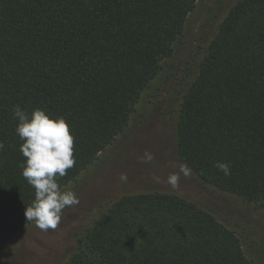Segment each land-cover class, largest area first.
I'll use <instances>...</instances> for the list:
<instances>
[{
	"label": "trees",
	"instance_id": "obj_1",
	"mask_svg": "<svg viewBox=\"0 0 264 264\" xmlns=\"http://www.w3.org/2000/svg\"><path fill=\"white\" fill-rule=\"evenodd\" d=\"M198 1L0 0V252L35 198L13 107L68 123L62 188L125 128ZM176 151L201 183L264 205V0H237L217 28L181 98ZM62 264L253 263L210 213L153 191L112 202Z\"/></svg>",
	"mask_w": 264,
	"mask_h": 264
},
{
	"label": "rangeland",
	"instance_id": "obj_2",
	"mask_svg": "<svg viewBox=\"0 0 264 264\" xmlns=\"http://www.w3.org/2000/svg\"><path fill=\"white\" fill-rule=\"evenodd\" d=\"M237 0H199L173 43L171 57L143 88L125 128L98 153L93 162L62 190L73 191L79 204L64 209L55 230L42 231L34 222L0 252V264H62L78 235L101 217L122 195L159 191L179 196L210 213L239 238L253 264H264V205L216 190L199 181L176 151L180 102L197 73L217 28ZM152 159L149 161L148 156ZM127 179L121 180V174ZM179 175L178 187L167 182Z\"/></svg>",
	"mask_w": 264,
	"mask_h": 264
},
{
	"label": "clouds",
	"instance_id": "obj_3",
	"mask_svg": "<svg viewBox=\"0 0 264 264\" xmlns=\"http://www.w3.org/2000/svg\"><path fill=\"white\" fill-rule=\"evenodd\" d=\"M12 111L18 121L15 131L23 141L20 151L26 158L21 165L22 175L35 190V198L24 215L42 231L55 230L64 209L79 204V197L73 191L62 190L58 183V178L66 176L76 164L74 136L63 118H51L43 109L29 114L16 105ZM3 149L0 141V151ZM216 167L225 175L231 174L226 162H217ZM180 172L186 177L191 174L186 165L180 167ZM120 179L126 180V174L122 173ZM178 181L179 175L173 174L167 182L176 188Z\"/></svg>",
	"mask_w": 264,
	"mask_h": 264
}]
</instances>
